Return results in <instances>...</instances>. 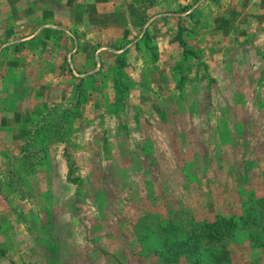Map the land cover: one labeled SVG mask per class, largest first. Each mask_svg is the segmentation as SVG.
Here are the masks:
<instances>
[{"label":"rangeland","instance_id":"1","mask_svg":"<svg viewBox=\"0 0 264 264\" xmlns=\"http://www.w3.org/2000/svg\"><path fill=\"white\" fill-rule=\"evenodd\" d=\"M200 2L0 0V264H264V3Z\"/></svg>","mask_w":264,"mask_h":264},{"label":"trees","instance_id":"2","mask_svg":"<svg viewBox=\"0 0 264 264\" xmlns=\"http://www.w3.org/2000/svg\"><path fill=\"white\" fill-rule=\"evenodd\" d=\"M261 210L264 211V208L261 207ZM264 216V213H263ZM219 223H214V224H204L202 227V236L207 239L205 240H209L208 242H214L216 243L217 240H219L222 237H228L230 236L233 231L237 228L239 229H243V226H250L249 222L247 221H239V222H234L233 220H225V219H221L218 221ZM250 228H254L253 226H250ZM211 231V235H208L207 231ZM216 229V231H214ZM196 235L199 234V240H200V230L196 233L194 232Z\"/></svg>","mask_w":264,"mask_h":264},{"label":"crops","instance_id":"3","mask_svg":"<svg viewBox=\"0 0 264 264\" xmlns=\"http://www.w3.org/2000/svg\"><path fill=\"white\" fill-rule=\"evenodd\" d=\"M202 1H203V0H201V2H202ZM201 2H200V3H201ZM262 2L264 3V0H262ZM221 11H224V10H220V13H221ZM218 12H219V11H218Z\"/></svg>","mask_w":264,"mask_h":264}]
</instances>
